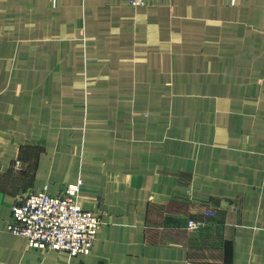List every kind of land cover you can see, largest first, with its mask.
Segmentation results:
<instances>
[{"label":"crops","instance_id":"crops-1","mask_svg":"<svg viewBox=\"0 0 264 264\" xmlns=\"http://www.w3.org/2000/svg\"><path fill=\"white\" fill-rule=\"evenodd\" d=\"M78 180L89 254L8 231ZM0 264H264V0H0Z\"/></svg>","mask_w":264,"mask_h":264},{"label":"built area","instance_id":"built-area-1","mask_svg":"<svg viewBox=\"0 0 264 264\" xmlns=\"http://www.w3.org/2000/svg\"><path fill=\"white\" fill-rule=\"evenodd\" d=\"M132 6H142L147 0H129ZM83 181L66 184L55 194L41 189L19 195L11 205L7 222L10 233L26 239L27 246L42 253L64 251L70 256L91 252L100 226L98 213L83 209L79 192ZM194 221L188 228L197 229Z\"/></svg>","mask_w":264,"mask_h":264}]
</instances>
